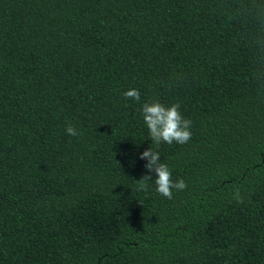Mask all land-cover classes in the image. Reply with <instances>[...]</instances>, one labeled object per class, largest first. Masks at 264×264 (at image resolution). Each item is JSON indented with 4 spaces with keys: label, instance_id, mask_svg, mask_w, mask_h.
<instances>
[{
    "label": "trees",
    "instance_id": "1",
    "mask_svg": "<svg viewBox=\"0 0 264 264\" xmlns=\"http://www.w3.org/2000/svg\"><path fill=\"white\" fill-rule=\"evenodd\" d=\"M0 264H264V0H0Z\"/></svg>",
    "mask_w": 264,
    "mask_h": 264
},
{
    "label": "clouds",
    "instance_id": "2",
    "mask_svg": "<svg viewBox=\"0 0 264 264\" xmlns=\"http://www.w3.org/2000/svg\"><path fill=\"white\" fill-rule=\"evenodd\" d=\"M125 98L140 101V92L137 89H129L124 92ZM179 104L165 106L158 100L145 102L141 108V115L147 127L150 140L156 146L161 143L183 145L191 139V121L184 118L179 110ZM70 136L79 135L77 129L68 125L65 129ZM103 134V133H102ZM140 159L146 160L144 165L149 173H155V191L167 199H172L173 189L176 191L184 190L187 185L181 179L173 182L169 167L161 162L160 154L152 148H148L140 154ZM150 175H144L136 181L138 190L147 191ZM236 197L239 199V193Z\"/></svg>",
    "mask_w": 264,
    "mask_h": 264
}]
</instances>
